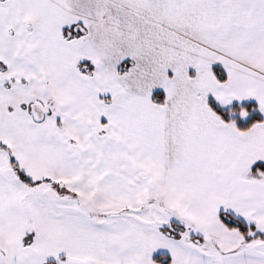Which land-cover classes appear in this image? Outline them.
I'll list each match as a JSON object with an SVG mask.
<instances>
[{
  "label": "snow or ice",
  "instance_id": "snow-or-ice-1",
  "mask_svg": "<svg viewBox=\"0 0 264 264\" xmlns=\"http://www.w3.org/2000/svg\"><path fill=\"white\" fill-rule=\"evenodd\" d=\"M0 264H264V0H0Z\"/></svg>",
  "mask_w": 264,
  "mask_h": 264
}]
</instances>
